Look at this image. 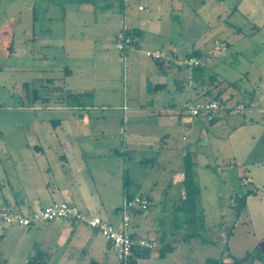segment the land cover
Wrapping results in <instances>:
<instances>
[{"label": "rangeland", "instance_id": "obj_1", "mask_svg": "<svg viewBox=\"0 0 264 264\" xmlns=\"http://www.w3.org/2000/svg\"><path fill=\"white\" fill-rule=\"evenodd\" d=\"M109 1L0 0V160L31 142L54 149L68 143L127 152L129 161L121 155L109 159L127 166L128 172L123 173L130 177L133 192L145 191L153 199V208L146 214L156 228L172 215L174 204L182 203V158L189 151L201 188L198 204L207 214L202 235L216 244H206L202 238L183 242L186 228L175 216L176 234L169 241L174 251L161 259L157 247L138 264H204L208 258L220 257L225 243L235 256L247 252L264 256V0H245L241 5L239 0H224L226 5L218 7L213 1L190 0L184 12L189 14L190 9L202 17L178 14L172 18L160 17L148 0H140L146 8L143 14L151 12L162 32L143 31L135 37L136 45L125 52L115 46L116 23L107 11L111 7H105ZM134 4L130 7L137 10L138 2ZM236 6L238 12L232 13ZM216 9L221 17L215 15ZM216 40L226 42L228 49L209 57L202 79L197 74L189 79L183 68L173 65L164 94L166 107L159 101L153 105V94L158 93L148 88L164 80L146 52L160 50L164 59L176 52L177 61H183L193 50L207 56ZM66 68L71 73L65 74ZM211 77L216 82L204 85L203 92L210 89L207 94L190 96L192 85H202ZM47 78L55 82L40 87ZM177 80L180 88L174 84ZM53 88L59 100L49 103L50 109L33 101V90L46 97ZM88 90L93 92L80 95L78 102L64 98ZM219 94L217 101L230 107L240 104L244 110L221 112L222 118L211 126L204 117L186 123L178 116L179 108L187 112L194 99L213 100ZM78 105L80 110L65 108ZM123 106L129 109L124 124ZM83 115L91 119L90 126H82ZM160 145H165L161 154ZM144 159L148 161H139ZM217 173H227L235 189L223 190ZM232 173L240 177L231 181ZM248 191L254 193L248 198V210L232 226L238 197ZM131 225L143 228L137 219L132 218ZM13 238L0 241V247H14ZM17 253L1 255L0 264H21Z\"/></svg>", "mask_w": 264, "mask_h": 264}, {"label": "crops", "instance_id": "obj_2", "mask_svg": "<svg viewBox=\"0 0 264 264\" xmlns=\"http://www.w3.org/2000/svg\"><path fill=\"white\" fill-rule=\"evenodd\" d=\"M121 1L123 3L122 7L118 8ZM193 1L197 2L199 0ZM212 1L217 7L218 5H226L224 0H216L218 3H215V0H209V2ZM239 1L241 5L245 0ZM137 2V10L130 7ZM137 2H133V0L130 2L129 0H110L106 4V8L111 7L107 11L112 13V23H116L115 39L124 24L134 31L135 37L143 31H148L155 35L161 34L162 27L160 23L151 19V12L143 14L146 8L139 4L140 0ZM188 2L190 0H148L149 5L152 8H156L160 17L172 18L177 17L178 14H184L186 17H202L199 13H194L190 9L189 14L184 12ZM140 7L143 9L139 10ZM83 9L85 10V6ZM87 9L90 8L87 7ZM236 11L238 12V6L233 9L232 13ZM115 13H119L120 17L119 15H114ZM220 13L216 9L215 15L217 17L222 16ZM116 16L119 17L118 20H116ZM227 46L229 45L227 44ZM195 51L197 50H193L191 53ZM207 56L210 57V53ZM155 62L159 68L158 74L164 81L157 83L152 88H148V90L158 93L157 95L153 94L151 100L153 105L155 101H159L164 105L166 101L164 94L169 85L167 77L173 65L176 66L175 68H181L177 65L176 52L172 56ZM64 73L69 74L71 70L66 68L64 69ZM196 74L202 79V69L199 72L196 71ZM54 82L55 79L47 78L40 87H48ZM174 84L177 88L181 86L179 80L174 82ZM203 89L204 85H200L199 82L192 85L190 96H197L198 94L205 95L206 93L203 92ZM54 90L55 88H53V91L49 90L46 97H43L38 90H33V101L35 103H46V108L50 109L49 103L54 101L57 103L59 100V98L55 99L56 94H54ZM35 91H38L37 95L34 93ZM92 92L88 90L79 92L78 94L70 93V95L78 98L71 99L68 97L69 95H65L64 98L78 102L81 97L77 95H88ZM194 101L196 102L197 100L194 99L191 102ZM152 104L150 105L153 106ZM162 107L166 106L164 105ZM65 108L67 110H80L79 108L81 107L78 105L66 106ZM121 109L123 112V120L121 123L124 124L126 123L129 109L127 106H123ZM179 112L178 116L183 118L186 123L191 122L189 118H184L185 115L188 116L187 112H183L182 108H179ZM59 123L57 122L55 124ZM90 123L91 119L87 115H83L82 126L88 127ZM60 128L63 130L62 126ZM164 148L165 145L158 147L160 154ZM115 155L123 156L126 158V161L130 160L127 152L121 153L117 150L112 151L109 148L105 150L102 148L94 150L84 145L80 146L79 144L74 145L68 143H62L59 148L54 149L50 144L31 142L25 149L15 155L7 152L5 155L6 159L0 160V209H16L22 213L29 214L54 203L68 202L86 214L100 216L108 220L113 226L119 227L121 223L120 209L126 195H142L148 197L152 202V206L148 211L153 208V199L145 191L135 193L131 190L130 177L126 173H123L124 169L128 172L127 166L123 161H110L109 159ZM139 161L144 162L148 161V159ZM180 183L182 185V173ZM179 202H181V198H179ZM172 204L174 203L172 202ZM181 206L182 203L179 206H175L174 204L172 215L169 216L166 222L159 223L156 228H153L154 223L149 218V215L146 214L147 211L133 213L132 218L140 220L143 224V228L139 230L131 225L133 235L137 241L141 239H153L158 244L162 241L172 242L176 234L175 216H178L177 218L182 220V224L185 221L183 213L177 212ZM204 213L207 215L206 212ZM223 223L224 221L222 220V225ZM10 235L14 237L15 246L8 249L0 247V256L9 255L11 252L16 251L18 253L15 256L22 259L19 262L21 264H27L31 259L39 258H43L41 264H120L109 243L103 237L97 232L77 223L63 221L37 225L30 228L0 225V241L4 242L8 240V236ZM111 254H113V257ZM166 256L161 259H165ZM58 257L59 260L56 261ZM113 258L115 260L114 263ZM140 261L137 260L136 264ZM4 262L6 264V261Z\"/></svg>", "mask_w": 264, "mask_h": 264}, {"label": "built area", "instance_id": "obj_3", "mask_svg": "<svg viewBox=\"0 0 264 264\" xmlns=\"http://www.w3.org/2000/svg\"><path fill=\"white\" fill-rule=\"evenodd\" d=\"M142 9V7L139 8V10ZM132 33V30L126 24L122 26L115 39V46L118 51L125 52L132 47ZM227 49L226 42L216 40L210 57L215 58L227 51ZM146 56L154 61L164 59V53L160 50L147 51ZM177 65L183 68L188 74L189 79H191L194 77L196 69L202 65V62L196 58L185 57L183 61H178ZM229 108L233 109L236 113H241L244 110L243 105L230 107L228 105H221L213 100H204L196 101L189 105L187 114L189 115L190 121L198 117H205L207 121H210L215 113ZM151 206L152 202L146 196L134 195L130 198L125 197L120 209L121 223L119 227L113 226L108 220L100 216L86 214L68 202L54 203L29 214L22 213L16 209H0V225L30 228L37 225L63 221L77 223L97 232L109 243L118 262L120 264H128L135 245L132 238V215L134 211L146 212ZM137 244L140 248L148 250L155 249L158 246V242L153 239H141Z\"/></svg>", "mask_w": 264, "mask_h": 264}, {"label": "trees", "instance_id": "obj_4", "mask_svg": "<svg viewBox=\"0 0 264 264\" xmlns=\"http://www.w3.org/2000/svg\"><path fill=\"white\" fill-rule=\"evenodd\" d=\"M122 4L123 3L121 1L119 3L118 8H121ZM132 32H133L132 33V37H133V45L132 46H134V45H136V41H135L134 31L132 30ZM186 57L196 58L202 62V65L196 69V71H198V72L200 71V69H202L204 63L208 62V59H209L208 56H204V54H202L200 51H195V52L187 55ZM215 80H216L215 77H211L206 82H204L203 85H205L207 88L208 84H211V83L215 84V82H216ZM222 83L223 82H219V84H222ZM24 86L26 88H28L27 84H25ZM231 86H233V84L229 85V87H231ZM208 91H206L205 93L207 94ZM34 93L37 95L38 91H35ZM77 96H80V95H77ZM220 96H221V94H219L217 97H215L213 99V101H216L221 105H226L223 101H221V102L217 101L218 98H220ZM68 97L71 99L78 98V97H76V96L74 97L72 95H69ZM238 105H240V104H237L235 106H238ZM222 112H224V113L225 112L226 113L227 112L228 113H236L231 108L226 109ZM220 113L221 112L215 113L213 115V118L210 121H208L210 126L214 125L216 122H218V120L220 118H222L219 115ZM194 166H195V162L192 160V153L189 151L185 152V154L183 155V158H182V172H181L182 173V196H181L182 206L179 207V209L177 210L179 212H182L184 217H185L184 228H186V231H185V235H184L182 240H183V242H187V241H190L192 239L202 238L204 243L215 245L216 242L211 241L210 239H205V238H203V235H202L203 233H206L205 230L207 229V222H206V215H205L204 211L201 210V208L199 207V204H198V200L201 196V188L195 180V173L193 171ZM226 174L227 173H217V178H218V181L221 183L222 189L225 188L227 193H229L230 191H233L235 189V186H237V185L233 184L234 185L233 186L229 182V180L227 179ZM231 175H232L231 181L236 180L237 178L240 177L239 173H232ZM240 189H242V188H240ZM251 195H254V193L252 191H248V192L244 193L241 197H238V200L236 202V206H234V215H233V218L231 220L232 226L233 225L235 226V222L238 221L241 217H243L246 214L245 212H247V200ZM125 197L130 198L132 196L126 195ZM134 213H143V212L142 211H134ZM225 222H226V220L224 219L223 225H225ZM229 236H230V233H229ZM132 238L135 242V245L133 247L132 255L128 260V264H136L137 260L148 259L150 257L152 250L140 248L137 244L138 241L134 235H132ZM159 246H160V250H159V257L160 258H164L167 254L172 253L174 251V246L171 243H165L164 241H162L158 244L157 247H159ZM226 259L230 260V262L226 263L225 262ZM42 260H43V258L31 259V260H29V262L27 264H41ZM255 262H258L260 264H264V256L260 255V254L255 255V254L249 253V252H247L243 256H235L231 252L229 245L227 243H225V246L223 248L221 256L218 258H213V259L208 258L205 260L204 264H254Z\"/></svg>", "mask_w": 264, "mask_h": 264}]
</instances>
